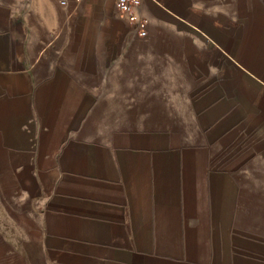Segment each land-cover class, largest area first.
<instances>
[{"label":"crops","instance_id":"crops-1","mask_svg":"<svg viewBox=\"0 0 264 264\" xmlns=\"http://www.w3.org/2000/svg\"><path fill=\"white\" fill-rule=\"evenodd\" d=\"M116 1L0 0V236L36 237L47 256L95 264H264L251 249H264V234L240 214L243 189L264 190L241 169L248 151L236 128L222 136L231 152L214 163L200 147L186 166L161 168L175 153L144 145L145 83L166 65L192 71L191 35L167 36L176 24L193 27V4L142 0L141 38ZM237 1L231 35L222 17L202 20L201 78L231 66L264 113V0H245L243 13ZM214 179L232 183L228 263L205 221Z\"/></svg>","mask_w":264,"mask_h":264},{"label":"rangeland","instance_id":"rangeland-1","mask_svg":"<svg viewBox=\"0 0 264 264\" xmlns=\"http://www.w3.org/2000/svg\"><path fill=\"white\" fill-rule=\"evenodd\" d=\"M192 3L197 12V18H193L191 25L176 24L175 32L167 39L186 41L189 39L186 33L191 35L192 48L186 53L193 59L192 71L186 72L181 65H166L159 75L149 78L146 84L145 112L139 114L144 123V145L149 149L159 148L161 151H171L175 155L163 156L160 159L161 168L174 167L176 164H189V159L195 153L200 152V147L205 148L207 159L210 163L217 158H224L227 152H231V144L222 136L232 133L236 128L239 148L246 149L245 155L241 154L240 166L247 171L251 168L254 177L261 190H264V113L258 108L254 98L242 95V84L233 81L231 66L225 65L224 71L215 74V79L203 81L201 76V46L206 52L207 39L200 32L205 18L220 19L228 27L226 35L232 34V28L240 23L239 6L237 0H185ZM241 13L245 12V0H241ZM184 2V0H183ZM187 28V32L185 29ZM138 39V37H136ZM188 38V39H186ZM223 72V73H222ZM204 82L207 86L204 87ZM151 92V93H149ZM261 100V101H260ZM257 105V106H256ZM128 115V114H126ZM136 124V123H135ZM140 124V119H139ZM234 132V131H233ZM252 156V160L248 157ZM167 164V165H166ZM166 165V166H165ZM171 177V175H170ZM172 178V177H171ZM247 178H242L243 181ZM211 181H209V184ZM232 183L217 179L205 187L206 197V223L209 227L210 244L215 248L220 246L221 263H228V247L231 237L226 236L228 225H231ZM171 185V184H170ZM153 190V189H152ZM153 191H151L152 193ZM240 201L247 205V209H241V221L243 225L256 228L264 234V193L240 194ZM147 197V196H146ZM255 200V209L252 203ZM250 212H249V211ZM245 213L248 216L245 218ZM221 229V230H220ZM218 232V233H217ZM224 235H221V233ZM216 233L218 236H216ZM264 237V236H261ZM253 251L264 254V249L251 248ZM219 258V255H217ZM216 259V254H215ZM95 264L88 257L76 256H47L42 248V243L36 237L29 240L27 236H0V264Z\"/></svg>","mask_w":264,"mask_h":264},{"label":"built area","instance_id":"built-area-1","mask_svg":"<svg viewBox=\"0 0 264 264\" xmlns=\"http://www.w3.org/2000/svg\"><path fill=\"white\" fill-rule=\"evenodd\" d=\"M80 2L81 0H76ZM65 5L66 2H62ZM142 5V0H117L116 7L118 12L127 20V22L137 29L138 36L146 38L148 35L147 26L148 20L140 17L139 9Z\"/></svg>","mask_w":264,"mask_h":264}]
</instances>
